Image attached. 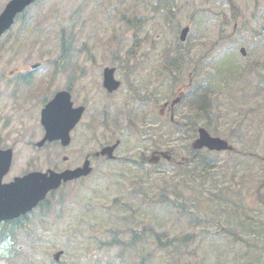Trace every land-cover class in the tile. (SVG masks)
<instances>
[{
    "label": "rangeland",
    "instance_id": "374dc122",
    "mask_svg": "<svg viewBox=\"0 0 264 264\" xmlns=\"http://www.w3.org/2000/svg\"><path fill=\"white\" fill-rule=\"evenodd\" d=\"M232 1L238 19L227 0H37L14 23L0 40V146L13 151L4 181L76 168L88 155L92 172L1 240L0 264H264V0ZM123 16L142 23L131 29ZM62 29L78 52L72 71L53 75ZM109 65L121 81L113 97L101 87ZM66 87L87 110L67 147L37 148L40 110ZM192 122L232 151L194 152ZM119 138L114 161L92 158ZM154 151L174 161L152 165Z\"/></svg>",
    "mask_w": 264,
    "mask_h": 264
},
{
    "label": "water",
    "instance_id": "95a60500",
    "mask_svg": "<svg viewBox=\"0 0 264 264\" xmlns=\"http://www.w3.org/2000/svg\"><path fill=\"white\" fill-rule=\"evenodd\" d=\"M34 0H10L0 13V38L11 27L14 18L21 13ZM188 33V28L181 32L180 40L184 41ZM244 54V50H241ZM36 67V66H33ZM113 70L105 69L104 86L109 90H115L119 83L112 77ZM176 102V101H175ZM82 113V108L72 109L69 96L66 93L57 94L41 112V124L45 130L43 139L37 144L41 147L46 141L60 140L63 146L69 141V132L77 123ZM116 145L106 147L101 151V155L107 158L112 157V152ZM194 149L206 148L210 151H225L229 149L224 140L211 137L205 129L198 130V138L193 144ZM11 151H0V221L13 219L21 214L31 211L48 191L56 189L61 182L72 180L81 175L89 173L88 163L80 170L65 171L57 174L52 171L46 173L33 172L21 178H15L7 185H1L2 177L7 173L11 164ZM168 158V157H167ZM60 253L54 255L57 260Z\"/></svg>",
    "mask_w": 264,
    "mask_h": 264
},
{
    "label": "trees",
    "instance_id": "16d2710c",
    "mask_svg": "<svg viewBox=\"0 0 264 264\" xmlns=\"http://www.w3.org/2000/svg\"><path fill=\"white\" fill-rule=\"evenodd\" d=\"M230 7H231V10H232V15H233V19H237V11L235 10V6L232 2H230ZM60 35H61V50H62V54H61V58L60 60H58L56 62L59 63L60 61H63L65 58L68 57L69 54L67 53H70V46H72V36H67L65 38L64 36V33L63 32H60ZM198 104H199V107L201 109V111L203 113H207L208 112V106H209V103H208V100L206 99V95L203 93L202 96H201V99L198 101ZM193 119L195 120V117H193ZM192 119V120H193ZM192 127L195 126V122H192ZM195 128V127H194ZM9 231H7L6 234L8 235H12L13 234V229L12 227H10V229H8Z\"/></svg>",
    "mask_w": 264,
    "mask_h": 264
},
{
    "label": "flooded vegetation",
    "instance_id": "af4514ba",
    "mask_svg": "<svg viewBox=\"0 0 264 264\" xmlns=\"http://www.w3.org/2000/svg\"><path fill=\"white\" fill-rule=\"evenodd\" d=\"M0 149H3V148L0 146ZM3 179H4V178H3ZM9 181H10V180H6V181L3 180L4 183H7V182H9ZM1 225H2V224L0 223V226H1Z\"/></svg>",
    "mask_w": 264,
    "mask_h": 264
}]
</instances>
